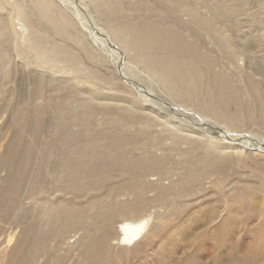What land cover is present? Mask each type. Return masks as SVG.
<instances>
[{"label":"rangeland","instance_id":"1","mask_svg":"<svg viewBox=\"0 0 264 264\" xmlns=\"http://www.w3.org/2000/svg\"><path fill=\"white\" fill-rule=\"evenodd\" d=\"M50 1L52 2L51 5L53 7L51 9L56 14L58 21L62 23L65 20L66 25L68 26V28L65 27L63 29V32H65V38H69V40L59 37L52 25L38 19L36 13L30 10L31 2L29 0H0V16L8 19L16 32L15 39H10L8 41V45L11 44V49L13 50L16 48V51H10L5 57L6 59L9 56L10 64L8 69L0 70V191L5 187L4 180L8 177L9 172L12 173L13 171V175L14 172L16 174L11 182L13 184H17V182L20 181L21 176H23L24 163L18 161L19 168L15 169L18 165L14 166L13 160L22 156L25 153V149L29 148L31 145L34 146L33 153L35 156L32 157L34 159H36L37 154L42 156V158L47 156V153L43 151V147H47L49 139L52 137L54 129L56 128V121L59 117H61L60 120H64V122L67 123L66 127L69 131V135H72L78 129L74 127L75 123H72L73 120H71V117L72 115H74V117L76 115H80L79 113H81L84 103L87 102V99L89 98L85 93L87 92V89L88 91L91 90V92H93L96 96V98L94 96L95 99L93 98V101L91 100L90 102L91 107L95 109H93L95 111L94 115L98 114L91 122H89L90 124L93 122V125L91 126L92 133L102 126L101 130H109L111 127L109 124H113L112 121L114 120L115 124H118L117 122H120L121 124V126L116 127V130L123 129L132 135H135L136 132L138 134L140 132H148L150 129L152 130L153 134L143 140V144L148 140L151 142V145L147 147L140 145L139 147H143L142 152L140 150L137 151L136 147L130 150L131 147L126 146L127 149L125 152L130 153L128 158L132 159V157H135L136 160L142 163L145 162L143 164L148 165L147 162L151 163L153 161L157 162L156 160H163L162 157L165 156L164 150H162L161 147L165 148L167 144L169 149L175 148L172 143L170 144V134H172V130L175 127H179V124L180 126L184 125L182 123L184 118L181 117L182 121L180 122L181 118H178L180 117L178 116L179 114L174 115L169 111L164 112V110H155L156 107L154 106V109L151 106L149 107V105L140 100L136 94H133L131 90L122 86L120 83H117L116 78L113 76V72L108 68L107 60L104 59L102 55L98 56L95 59L96 61L92 59L94 64H96L93 65V62H91L92 60L88 59V57L93 53L96 54L95 52L98 53V49L89 38L90 36L87 34L88 32H84L82 30L81 25H85L86 19L89 22L91 21V23L94 22L99 28H102L105 31L108 30L111 24L113 26L126 24L130 26L131 30H136L137 28L143 27V25L147 24L152 29L158 28L167 30L168 34L171 32L170 35L179 36V38L181 37L184 42L194 43L197 46V51L201 52L200 55L203 57L208 56V62L212 61L211 64L209 63L210 65L207 69H205L201 64H192L193 69H198L199 73L203 74L201 75L203 77L202 82L205 83L195 90L188 91L189 89L186 88L195 87V83L185 84L186 82L181 80L180 77L173 78L170 76L168 77L165 73L163 74L165 71L164 67L156 68L151 57L155 55L154 58L158 56L160 61L161 59L164 61L165 58L163 55H168L169 53L163 48L154 49V51L149 50V48L133 49L128 52V54H125V60L128 61L130 65L129 70L131 73L140 79L148 80L150 84L149 86L152 87L155 94L162 98V100L170 102L174 101L172 104L177 108L175 111L180 112L181 114H186L190 118L198 114L203 117L204 115H207L209 120L215 121L218 125L226 126L228 130L237 133L254 134L264 139V0H74L80 4L84 11H79L77 8L68 10L61 2L56 1L59 4L58 5L56 2L53 3L52 0ZM162 3L164 5H171V3H174L175 5L173 6H182L181 9H179L178 6L177 9L173 11V16L176 21L172 20L171 16L164 12L161 7ZM20 4L23 11L28 15V20L34 21L39 28H34L32 26V29H30L28 26L29 22H27L28 20L24 22L20 15H18L16 7ZM196 21L202 22V25L197 24L195 27V29H199V35H194L196 31H191V26ZM206 23L207 28L209 26L211 27L208 28L209 30H206L203 27ZM136 26L137 28H135ZM27 29L36 31L37 35L49 39L50 42L52 40L56 46H59L57 48L61 47L78 55L77 57L80 61H78V64L74 66L75 69L72 67L73 72L63 69L62 64L56 61V58L46 61L40 59V61L45 64L44 68L39 70V72L32 71V69L35 68L34 66H36L38 58L31 57V53L28 50L29 47L27 46V43H25L28 37ZM37 30H39L38 33ZM65 30H67L68 33H66ZM0 32L2 34L4 33L3 30ZM146 32L147 31L140 30V34H145ZM130 33L131 32L128 31L126 34L127 36H125L127 40H130ZM133 36L138 37L137 35ZM223 42H225V44H223ZM33 47L35 48L38 46L33 45ZM224 47H226V49L228 48L229 52ZM79 49L84 50L81 51ZM155 51H158V53H154ZM20 56H24V58L22 59ZM210 59L212 60L210 61ZM24 62H29L31 65L25 67L23 65ZM165 62L168 61L165 60ZM155 71H162V74L158 72V74L154 75ZM40 72L44 74L42 75L44 80L40 82L41 86L36 94H31V89L33 88V85H31V77L32 75L38 76L41 74ZM210 72L212 73L211 78L209 77ZM88 74L91 75L92 79L94 78L93 82L90 80L91 77ZM168 75L171 74L168 72ZM218 75H223L224 78L229 81V84L227 85H231L235 93V99L223 105L217 103L218 100H210L208 96L210 86L207 83L213 81ZM23 80L24 82H22ZM75 81H77V83ZM168 81H173L169 84V86L173 85L172 87H166ZM199 83L202 84L198 80L196 85L199 86ZM100 88H102V90H99ZM108 91L114 94H109ZM116 92H124L122 97L128 96L132 98V100H136L137 102L139 101L138 103L143 105L145 108L140 111V109L136 110V108L134 109V107L130 105L126 107L121 103L109 102L116 96ZM104 93H106L105 96L107 98L103 97ZM98 95H101V98H99ZM32 96H34L33 99H31ZM100 99L104 100L101 101ZM88 100L90 101V99ZM48 101H51L52 105L55 103L53 105L55 110L60 111L58 118L56 115L53 116V114L51 115L52 118L50 116V119H52L55 123V125L51 126H46L45 121L49 118L46 116L47 110H42L47 109L46 107L48 106ZM18 102L20 104H18ZM39 103H41V106ZM93 103H95L96 106ZM67 104L69 106L71 104L72 105L69 108ZM79 104L81 106H78ZM61 105L64 107H61ZM74 106H77L78 108L76 107L75 109ZM97 107L101 108V111H98L99 109ZM103 108L105 109L103 110ZM119 108L122 109V112ZM35 109L37 110L36 112L34 111ZM60 109L63 110V112ZM106 111L109 112L110 116ZM19 112L21 114H19ZM42 112L44 116L41 114ZM33 113L36 114L34 115ZM100 113H103V115ZM127 113H134V116L139 117L140 120L135 121L131 117L124 115ZM60 114H62L64 119ZM118 115L121 116V120ZM110 118H112L111 122ZM170 120L173 123H170ZM131 121L133 123L128 124L131 123ZM134 122H136V126L134 125ZM40 126L43 127V129ZM130 126H133V128H129ZM160 126H163V128ZM166 129L169 130L165 131ZM91 132L88 133L92 134ZM240 137L244 136L240 135ZM195 138L198 139L197 137ZM218 140L221 143L224 142L223 139ZM155 143L157 146L154 145ZM237 143L238 142H235V144ZM212 147L217 161L233 164L229 169L227 179L222 180L223 182L220 186L218 185V187H214V184L209 182L212 181L213 178L208 179V181L207 179H202L199 181L201 183L187 181V175L182 171L183 167L177 164L173 166L172 170L169 163L170 159L167 158L168 161H164V166H166L163 167L162 170L164 175H162V173L161 175L157 174L158 176L149 175L147 180L149 182L151 181L150 183L152 184L155 182L154 184H158L159 186H168L169 189H163L167 190V195L171 197L165 198V200L160 203L158 200H155L154 193L149 192L142 196L146 200V204L130 207L131 209L129 207L126 208L127 212H130L132 217L141 218V216H147L149 218V222L151 223V221H153L155 227L159 225L158 221L160 220L159 222H161V227L157 231L156 236L150 241L144 240V245V241H142L139 249L135 250L136 253L132 250L131 254H133V256H123L122 260L121 258L120 260H117L119 258H116V251V256H111V259L104 258L101 260L102 263L99 262L98 264L106 263V260L109 264H249L246 258L247 262L242 258L244 257V254H246L245 256H248L247 253L253 248V250H260L261 248L263 250L264 155L257 154L255 152L249 154L237 151L235 152L236 154H232V157L220 156L216 146ZM94 148L96 151H99V142L94 144ZM94 148L92 150H94ZM186 149L192 151L195 155L194 150H191L189 147H186ZM147 150L150 151L147 153L151 156L150 158L146 156ZM205 154V152L201 154L203 158ZM157 155L160 156L157 157ZM55 158L56 155H53V159ZM146 159L149 160L147 161ZM180 167L182 169H180ZM41 171L44 172V168L40 166L38 167V174L35 175L32 173L28 183V189L37 191L36 194L39 196H34L32 192H29L26 194L27 196L25 195V199H27L24 202L26 206L28 205L27 207L31 209V214L34 217L41 218L40 220L43 219L41 221V226L44 227V230H49L53 226V223L51 224V222L46 218L47 215L45 213H40V215H38L39 213H35V209L37 207L42 208L43 206L49 205L50 208L52 207L51 209L56 208V214L60 213L62 208L65 210L78 208L80 211L81 209L85 210L86 207V210H88L90 208V196H88V194L92 196L91 198L105 196L106 189L115 183V180L113 179H104L105 181L103 180V183H100L102 193L100 192L101 189H96L97 185L92 187L91 190L89 189V193L86 192V189L82 191L64 190L61 191V193H51L50 189L52 186H47L38 192L39 185L37 177L41 176ZM209 171L210 169L207 168V172ZM178 178H181L183 181L174 183ZM189 182L190 184H188ZM208 182L209 184H207ZM104 184L105 186H103ZM174 184H177L178 186ZM191 185L194 188H192ZM228 186H231L233 189V194ZM177 187H179V189ZM173 188H175V191ZM240 191L242 192L240 193ZM17 193L20 194V192ZM65 193H67V195H65ZM85 194L87 195L84 198ZM173 195H176V197L179 195V198H176ZM118 197H121L122 200L117 198L115 201L117 203H123L125 200L124 194H120ZM28 199L32 205H30ZM171 199H176L177 201L175 200V203L179 202L178 204L176 203L177 205L174 204L178 210L174 209L175 206L169 203ZM32 200L38 203L40 202L41 205L38 203L35 204ZM84 200H86L87 203L86 201L84 202ZM165 201H168V203ZM58 202H61L62 206H57ZM125 202L123 204L126 206L131 204L126 200ZM169 204L172 206H169ZM83 206L85 207L82 208ZM223 206H225L226 209ZM168 207H171L169 209L172 211L167 209ZM257 208L259 210H257ZM255 209L258 212L255 213ZM83 210L81 211L85 213L86 210L85 212ZM81 211L80 213H82ZM134 213H136L138 217L135 216ZM261 213L263 214L260 215ZM3 215L4 213L0 212V232H3L0 236V264H25L26 256L28 255L27 251L23 250L20 254H14L11 250H15L16 253L21 250V245L25 243H20L21 241H24L27 236L28 226L26 223L19 222L15 217L7 219L3 218ZM238 215L240 216L237 217ZM214 217L218 219L215 220ZM244 217H248V219H245ZM260 217L263 218V221ZM115 219H119V217H116ZM244 221L247 224L243 223ZM84 222L85 221L83 220L82 223ZM182 222H184L183 225ZM224 223H228L226 226L227 229L222 231V234L213 238L208 230H211L213 225L215 227H220ZM77 225L74 226V228H76L75 232L69 233L66 239L60 240L59 246L61 249L58 248V252L56 251V244L58 245L57 240H59V237H53L51 241H48L49 243L47 242L48 254H44L41 251L37 252L36 258L29 264H56V257L61 255L67 256V259L70 258L67 262H64V264H91L90 262H92V260L89 262L87 259L81 260V257L78 255L79 251L76 247V241L77 237L82 235L83 232L81 230L79 231ZM230 225H232L231 229L233 228L234 230H237L229 231ZM195 227L200 229L201 234L194 233L192 235H188L190 231L195 230ZM258 227L259 229H256ZM242 228H244L245 231L242 230ZM55 231L56 230L54 228H51L50 235L53 236ZM231 231L233 232L231 233ZM110 232V244L112 247L117 248L118 245L113 240L115 234V232H113V228ZM10 233H13L11 240L8 239V234ZM229 238L232 239L234 244H237L238 249L236 252L230 250ZM224 240L227 241L226 244H219ZM216 244H219V246ZM261 244L263 246H261ZM69 246H75L71 247L74 254L73 257L70 255ZM258 246L259 248H257ZM241 249L244 251V254ZM97 250L107 251V248L103 247L102 249L98 247L96 251ZM65 251L66 253H63ZM258 262H262V255L260 254L258 255Z\"/></svg>","mask_w":264,"mask_h":264},{"label":"bare ground","instance_id":"2","mask_svg":"<svg viewBox=\"0 0 264 264\" xmlns=\"http://www.w3.org/2000/svg\"><path fill=\"white\" fill-rule=\"evenodd\" d=\"M29 1L31 2L30 10L32 12L36 13L38 19L52 25L54 27V29L56 30V33L59 37L69 40V38H65V32H63V29L65 27L68 28V26L66 25L65 20L62 23H60L58 21L56 14L51 9L53 7L51 5L52 2L50 0H29ZM52 1H53V3H55L56 1L63 3L67 7L68 10L77 8V10H79V11H81V10L84 11L82 9V7L80 6V4L77 1L75 2L74 0H52ZM162 4H161V7L164 10V12L167 13L168 15H170L172 20L176 21L174 16H173V11L175 9H177L178 6H179V9H181L182 6H180V5L173 6V5H175L174 3H171V5H169V4L164 5L163 4L164 6ZM16 11H17L18 15H20V17L24 20V22H26L28 20V15L23 11L21 4L16 7ZM58 14H59V12H58ZM34 16H35V14H34ZM27 22H29L28 26L30 29H32V26L34 28H39L38 25L34 21L28 20ZM110 23H112V22H110ZM197 24L202 25V22L196 21L193 25L191 24L192 26L190 25L191 31H196L195 34L193 33L194 35H199V29L198 28L195 29ZM81 26H82V30L84 32L85 31L88 32L87 34L90 36L89 38L92 40V43L95 44L94 46H96L98 49V53L95 52L96 54L93 53V54L89 55L88 59L95 60L98 56L102 55V57L107 60L108 68L111 69V71L113 72V76L116 78L117 83H120L122 86L131 90V92L133 94H136L139 97V99L142 100L145 104H148L149 107L151 106L153 108V106H154V107H156L155 110L156 109L157 110H164V112L169 111L171 114H174V115L179 114L178 116H180V117H178V118L180 119L181 117H183L184 121L186 123L183 121L182 123L184 125L180 126V124H179V127H175L172 130V134H170V138H171L170 144L172 143L175 146V148L169 149V147H167V144H166L165 148L161 147V149L164 150V156H165V157H162L163 160H159V161L156 160L157 162L153 161V162L149 163V162H147L149 159H146L147 160L146 162L148 163V165H146V164H143L145 162L142 163V162L136 160L135 157H132L133 160L131 158H128L130 153L125 152V150L127 149L128 146H130L131 147L130 150H132L136 147L137 151L140 150L142 152L143 147H139L140 145H144V147L151 145V142L148 140L143 144V140H145V138H147L148 136L150 137L153 134L151 129L148 132H140L138 134H137V132H136V134L134 132L135 135H132L123 129L116 130V127L121 126V124H120V122H117L118 124H115L114 123L115 120H114V121H112L113 124L112 123L109 124V126H111L110 128L108 127L109 130H107V131L101 130L103 127L102 126L101 128L97 129L94 133H92L91 132L92 131L91 126L93 125V122H92V124H90L89 122H91L92 119L95 116H97L98 114L94 115L95 109L93 107H91V105H90V102H91V100L93 101L95 94L93 92H91V90L88 91V89H87L86 90L87 92H85V93L88 95V97H89L88 99H90V101L87 99V102L84 103V105H83L84 107L82 108V111L80 110L81 111V113H79L80 115H76L75 117H74V115H72V117H71L72 118L71 120H73L72 123L73 124L75 123L74 127L78 128V129L72 135H69V131L67 130V127H66L67 123L64 122V120L63 121L60 120L61 117L58 118L60 111L55 110V107L53 106L55 103H53V105H52V102L48 101L47 102L48 106L46 107L47 109H42L43 111L47 110L46 116L49 118L48 120L45 121L46 126L47 125H49V126L55 125V123L52 121V119H50V116L52 114H53V116L56 115L58 119L55 118V119H57V121H56L57 125H56V128L54 129L52 137L49 139L47 147H43V151L45 153H47V156H44L42 158V156L37 154L36 159H34V158H32L33 156H35V154L33 153L34 152V146L31 145L29 148L25 149V153L22 156H19L17 159L13 160V165L14 166L18 165L15 169L19 168L18 161L24 163V165H23V176H21L20 181L17 182V184H13L11 182H12V180L16 174L14 172V175H13V171H12V173L9 172L8 177L4 180V186L5 187L0 191V212L4 213L3 218L10 219V218L15 217L19 222L26 223L28 226V231L26 234L27 236L25 235L26 237H25L24 241H21V243H20V244L25 243V244L21 245V250L17 253L15 252V250H11V252H13L14 254H20L23 250H26L28 255L26 256V263L25 264L32 263L34 261V259L36 258L37 252H39V251L43 252L44 254H48L47 242L49 240L51 241V239L53 237H55V238L59 237L58 238L59 240H57L58 245L56 244V251H57L58 248H60V246H59L60 240L66 239V237L69 233L75 232L76 228H74V226H76L77 224H78L77 228L79 229V231L81 230L83 232L82 235L77 237V241H76V247L79 251L78 255L81 257V260L87 259L88 262L92 260V262H90L91 264H98L99 262L102 263V261H101L102 259H104V258H106V259L110 258L111 259V256H114V255L116 256V254H117L116 258H119L117 260H120V258L122 260L123 256H133V254H131L132 250H134V252L136 253L135 250L139 249V246H140V244H142V241H144V240L150 241L151 239H153L156 236L157 231L161 227V222H159L160 221L159 220L158 221L159 225L155 227L153 224V221H151V223H150L149 218L147 216L144 215V216H141V218L140 217L139 218L132 217L130 215V212H127L126 208L146 204V200L142 197L145 193L153 192L154 196H155V200H158L160 203H162V201H164L165 198L169 197V195H167V190H165L166 188L169 189L168 186L167 187H164L162 185L159 186L158 184L157 185L154 184L155 182L152 184V183H150L151 181L149 182L147 180L149 175H157V174L161 175L163 167L166 166V165L164 166V161H168L167 158L170 159L169 163L171 165L172 170H173V166L177 165V164L179 166L183 167V169L181 167H180V169H182V171L184 173H186L187 179H188L187 181L199 182L202 179H207V181H208V179L213 178L212 181H209V182L214 184V187H218V185L220 186V184L223 182L222 180L227 179L229 169L233 164L232 163H223L221 161H217L215 158V154L213 153V147L212 146H216L218 154L220 156L232 157V154H236L235 152H237V151H239L240 153L243 152V153H249V154L255 152L257 154L264 155V139H262V137L256 136L254 134L233 132L231 130H228V128H226V126L218 125V124H216L215 121L209 120L207 115H204V117H203L202 115L198 114V115H196V116L194 115V117L192 116L190 118L186 114H181L180 112L175 111L177 108H176V106H174L172 104V102H174V101L170 102V101L162 100V98H160L157 94H155L152 87L149 86L150 84H149L148 80L140 79L131 73V71L129 70L130 65H129L128 61L125 60V56H126L125 54H128V52H130L133 49L149 48V50L154 51V49L163 48L166 50V52L169 53L168 55H163L165 58L164 61L160 58V56H159V58L161 59L162 62L158 59V56H156L155 58H154L155 55L153 57H151L156 68L164 67L165 71L163 72V74L165 73L168 77L170 76L173 78L174 77L175 78L180 77L181 80L186 82L185 84H187V83L194 84L195 83V87H192V88L186 87L187 89H189L188 91L195 90V89L201 87L202 85H204L205 83L202 82L203 77L201 75H203V74H200L198 69H193L192 64H195V65L201 64L204 66L205 69H207V68H209V65L211 64L212 59H210L211 62H208L209 61L208 56L207 57L201 56L200 55L201 52L197 51L198 50V49H196L197 46L194 43L184 42V40L181 37L179 38V36L170 35L171 32H170V34H168L167 30H162V29H158V28L152 29L147 24L143 25V27H139V28H137V26H136L135 27V28H137L136 30H131L130 26H128L126 24L125 25H118V26H116V25L113 26L111 24V26H109L108 30L105 31L102 28H99L94 22L91 23V21L89 22L86 19L85 25L84 26L81 25ZM206 26H207V23L205 25H203V27L206 30H209L208 28L210 26L208 28ZM2 30L4 31V33L2 34L0 32V70L8 69V66L10 64L9 56L6 59H5V57L9 54L10 51L11 52L16 51V48H14L13 50L11 49V44L8 45V41L10 39H12V40L15 39L16 32L13 29V27L11 26L8 19L0 16V31H2ZM140 30L147 31V32L145 34L144 33L140 34ZM65 31H66V33H68L67 30H65ZM126 31L131 32L130 33L131 34L130 40H127L125 38V36H127ZM27 32H28V37H27L25 43H27V46L29 47L28 50L31 53V57H37L38 58V61L36 62V66H34L35 68H33L32 71L39 72V70H42L44 68L45 64H43L40 61V59L43 61H46V60H53L56 58V61H58L59 63L62 64L63 69H66L68 71L73 72V68L75 69L74 66L78 64V61H80L77 57L78 55L72 53L69 50L63 49L61 47L57 48L59 46H56V44L52 40L50 42L49 39L43 38L42 36L37 35L36 31L27 29ZM38 32H39V30H37V33ZM133 35H137L138 37L133 36ZM223 44H225V42H223ZM33 45L38 46V47L34 48ZM80 48H82V47H80ZM224 48L226 49V47H224ZM79 50H81V49H79ZM83 50L84 49H82L81 51H83ZM92 50H93V48H92ZM226 50H228V48ZM228 52H229V50H228ZM154 53H158V51H155ZM20 57L22 59L24 58V56H20ZM15 58H16V56H15ZM93 60L91 62H93ZM165 60H167L168 62H165ZM23 65L25 67H27V66H30L31 64L29 62H24ZM93 65H96V64H94V62H93ZM259 69H261V68H259ZM177 71H178V73H177ZM158 72L160 74H162V71H158ZM158 72L155 71L154 75L158 74ZM168 72L171 75H168ZM206 72H208V71H206ZM42 75H44V74L41 73L38 76L32 75V77H31L32 84L31 85H33V88L31 89V94L32 93L36 94V92L39 90V88L41 86L40 82H42V80H44V77ZM209 75H210L209 77L211 78L212 73L210 72ZM89 76L91 77V75H89ZM76 78H77V76H76ZM93 79L91 77L90 80H92V82H93ZM47 80H48V78H47ZM84 80H86V79H84ZM198 80L202 83V84L199 83L200 84L199 86L196 85V82H198ZM25 81H26V78H25ZM22 82H24V80ZM75 82L77 83V81H75ZM172 82L168 81V84L166 85V87H168V88L172 87L173 85L169 86V84ZM228 82L229 81L226 78H224L223 75H218L213 81L208 82L207 84H209V86H210L209 92H208L209 99L210 100L211 99L218 100L217 103H219L220 105L227 104L231 100H234L235 99V97H234L235 93H234V90L232 89L231 85H227V84H229ZM81 83H83V82H81ZM72 84H74V83H72ZM75 87H77V86H75ZM85 87H87V86H85ZM81 89H83V88H81ZM99 90H102V88H100ZM174 91H175V89H174ZM118 92H116V96L113 99H111L109 102L121 103L126 107L130 105V106H133L134 109L136 108V110L140 109V111H141V109L143 110V108H145V107H143V105L138 103L139 101L137 102L136 100H132V98H130L128 96L122 97V94L124 92L123 93L122 92L118 93ZM110 93H112V92H109V94ZM105 94L106 93H104V96L103 95L102 96L106 97ZM112 94H114V93H112ZM100 96L98 95L99 98H101ZM137 96H136V98L138 99ZM33 98H34V96L31 97V99H33ZM95 98H96V96H95ZM103 100L104 99H102L101 101H103ZM83 101H86V100H83ZM18 104H20V103L18 102ZM39 104L41 106V103H39ZM63 104H64V102H63ZM93 104H95V103H93ZM102 104H104V103H102ZM62 105H61V107H64ZM42 106H43V104H42ZM70 106H69V108H70ZM78 106H81V105L79 104ZM95 106H96V104H95ZM74 107L76 109L77 106H74ZM35 108H36V106H35ZM105 108H103V110ZM107 108L110 109L109 107H107ZM98 109H99L98 111H101V108H98ZM119 109L122 112V109L121 108H119ZM34 111L36 112L37 110L35 109ZM34 111H32V112H34ZM61 111L63 112V110H61ZM98 111H96V112H98ZM20 112H21V110H20ZM20 112H19V114H21ZM64 112H66V111H64ZM125 112H127V111H125ZM107 113L109 114V112H107ZM128 113L124 114V115L131 117L135 121L140 120L139 117L134 116V113H131V114H128ZM41 114H43V112ZM100 114L103 115V113H100ZM60 115L62 116V114H60ZM43 116H44V114H43ZM109 116H110V114H109ZM118 116H120V115H118ZM111 117H112V115H111ZM51 118H52V116H51ZM62 118H63V116H62ZM120 118H121V116L119 117V119ZM111 120H112V118H110V122H111ZM181 121H182V118H181L180 122ZM123 122H125V121H123ZM128 122H129V120H128ZM176 122H177V120H176ZM82 123H83V126H82ZM132 123L133 122L131 121V123H128V124H132ZM135 123L136 122H134V125H135ZM170 123H173V122H171V120H170ZM45 124H44V129H45ZM101 124H102V122H101ZM106 125H108V124H106ZM71 127H72V125H71ZM131 127L133 128V126H130L129 128H131ZM160 127L163 128V126H160ZM41 128L43 129V127H41ZM94 128H96V127H94ZM129 128H128V130H129ZM134 130H135V128H134ZM168 130L169 129H166L165 131H168ZM88 132H91L92 134H89ZM244 134H246V135H244ZM27 135H28V133H27ZM240 135H242L244 137H240ZM159 137H160V135H159ZM195 137H197L198 139H196ZM218 139H223L224 142L221 143ZM97 142H99V151H96V149L94 148V144ZM235 142H238V143L235 144ZM154 145H156V143ZM158 146H159V144H158ZM96 147H97V145H96ZM186 147H189L191 150H194L195 155L193 154L192 151L187 150ZM93 148H94V150H92ZM138 148H140V149H138ZM90 151H92V152H90ZM148 152H150V151L149 150L146 151V156L148 158H150L151 156L149 154H147ZM203 152L206 153L204 155V158L201 155ZM53 155L54 156L56 155L55 159H53ZM131 155H132V153H131ZM136 156H138V155H136ZM159 156L160 155H157V157H159ZM40 166L44 168V172L41 171L40 172L41 176L37 177V181H38V185H39L38 192L41 189L46 188L47 186H52L50 189L51 193H53V192H60L61 193V191H64V190L82 191L85 189H86V192L89 193L91 188L94 187L95 185H97L96 189H101L100 183L104 179H107V180L113 179V180H115V183L106 189L105 196L100 195L101 197L91 198L92 196L88 194V196H90V202L88 200L90 208L88 210H86V207L83 206L82 208L85 207V210H86V212H85V210L81 209L85 213H83L80 210L83 214L80 213L78 208H74L72 210H65L62 208L60 213L56 214V208L51 209L52 207L50 208L49 205L45 204L46 206H43L42 208L37 207L35 209V213H39L38 215H40V213H42V214L45 213L47 215L46 218L51 222V224L53 223V226L51 228H54L56 231H55V234L53 236H51L50 235V229L51 228L49 230H44L43 229L44 227L41 226L42 225L41 221L43 219L40 220L41 218L34 217L31 214V209L28 208L27 207L28 205L26 206V204L24 202L27 199V198L25 199V197L27 196L26 194H28L29 192H32L34 196H37V197L39 196L38 194H36L37 191L28 189V183L30 181V178H31L30 176L32 173H34L35 175L38 174V167H40ZM207 168L210 169L209 172H207ZM162 175H164V173H162ZM183 175H185V174H183ZM118 180H119V182H118ZM182 181L183 180L181 178H178L177 180H175V182L174 181H171V182L179 183ZM190 182L188 184H190ZM203 182H205V181H203ZM209 182L207 184H209ZM107 183H108V181H107ZM199 183H201V182H199ZM174 185H177V184H174ZM103 186H105V184ZM173 186H171V187H173ZM163 188H165V189H163ZM177 188L179 189V187H177ZM192 188H194V187L192 186ZM228 188L231 189L232 194H233V189L231 188V186L230 187L228 186ZM173 189L175 191V188H173ZM181 189H184V188H181ZM8 191H17V192H20V194H18L17 192H8ZM178 191H176V192H178ZM100 192L102 193V189ZM168 192H169V190H168ZM241 192L242 191H240V193ZM228 193H229V191H228ZM120 194H124L125 200L128 203H131L129 206H126L125 204H123L125 202L124 198H123V200H124L123 203L122 202L117 203L115 201V199L119 198L118 196H120ZM174 194H176V193H174ZM181 194H182V192H181ZM65 195H67V193H65ZM86 195L87 194H85L84 198L86 197ZM102 195H104V194H102ZM183 195H186V194H183ZM183 195H182V197H183ZM173 196L176 197V195H173ZM75 198H76V196H75ZM79 199H80V197H79ZM119 199H121V197ZM175 200L171 199L169 203L174 205L177 203V202L175 203ZM247 200H248V198H247ZM85 201L86 200H84V202ZM33 202H35V201H33ZM165 202L168 203V201H165ZM29 203H30V205H32L30 200H29ZM36 203H38V202H35V204ZM86 203H87V201H86ZM38 204H40V202ZM170 204H169V206H172ZM227 205H228V203H227ZM57 206H62L61 202H58ZM173 207H172V209H173ZM223 207L225 208V206H223ZM226 207H228V206H226ZM59 208H61V207H59ZM70 208H68V209H70ZM169 208H171V207H168L167 209H169ZM250 208H252V207H250ZM142 209H144V208H142ZM174 209L178 210L176 208V206L174 207ZM257 210H259V209L257 208ZM170 211H172V210H170ZM251 211L253 212L252 209H251ZM254 211H255V213L258 212V211H256V209ZM175 213H176V211H175ZM222 213H224V212H222ZM134 214H135V216L138 217V215H136V213H134ZM262 214L263 213H261L260 215H262ZM209 216H210V214H209ZM239 216L240 215H238L237 217H239ZM116 217H119V219H115ZM244 218L248 219V217H244ZM263 218H261L262 221H263ZM214 219L216 220L218 218L214 217ZM83 220L86 222V224H85V222L82 223ZM204 221H205V219H204ZM243 223H246V222L244 221ZM183 224H184V222H182V225ZM227 224L224 223L220 227L219 226L215 227L213 225L211 230L210 229L209 230L207 229V230L209 233H211V236L213 238H215L218 235L222 234V231H225L227 229L226 228ZM231 226L232 225H230L229 231L234 230L233 228L231 229ZM45 227H47V226H45ZM210 227H211V225H210ZM112 228H113V232H115L113 240L118 245L117 248L112 247L110 244V235H111L110 230L112 231ZM249 228H251V227H249ZM78 229H77V232H78ZM245 229H246V227H245ZM245 229L242 228V230H244V231H245ZM256 229H259V227ZM236 230L237 229H235L234 231H236ZM232 232L233 231H231V233ZM194 233H200L201 234L200 229H197L195 227V230L190 231V233L188 235H192ZM2 234H3V232H0V236ZM12 234L13 233L8 234L9 240L12 239ZM242 234H243V232H242ZM256 234H258V233H256ZM238 235H240V234H238ZM240 237H239V239H240ZM253 237H254V235H253ZM19 241H18V243H19ZM145 241L143 242V245H144ZM226 242L227 241L224 240V241L220 242L219 244L223 245V244H226ZM252 243H254V242H252ZM219 244L218 245L216 244V245L219 246ZM229 245H230V250L236 252V250L238 249L237 244H234V242L232 241L231 238H229ZM238 246H240V245H238ZM261 246H263V245L261 244ZM71 247H75V246H71ZM71 247L69 246V251H70L71 257H73L74 254H73ZM98 247H100L102 249H103V247H106L107 251H105V250H102L103 252L100 250L96 251V249ZM156 247H157V245H156ZM239 248H241V247H239ZM257 248H259V246ZM253 249L252 250L249 249L250 251L247 253L248 256H245L246 254H244V251H242V249H241V251L244 254V257H242V258L245 261L247 259L249 264H261V263L264 264V246H263V250H262V248L260 249L261 251L260 250H253ZM69 251H67V252H69ZM116 251H117V253H116ZM63 253H66V251ZM258 253L260 255H262V262L261 263L258 262V255H259ZM69 259H67V256H64V255L57 256L56 257V264H64V262H67ZM103 264H109V263H107V260H106V263H103Z\"/></svg>","mask_w":264,"mask_h":264}]
</instances>
